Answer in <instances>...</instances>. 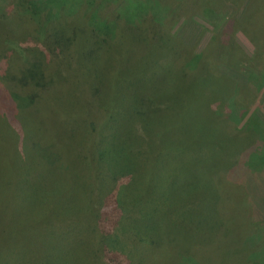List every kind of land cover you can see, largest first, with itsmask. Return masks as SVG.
<instances>
[{
  "label": "rangeland",
  "instance_id": "1",
  "mask_svg": "<svg viewBox=\"0 0 264 264\" xmlns=\"http://www.w3.org/2000/svg\"><path fill=\"white\" fill-rule=\"evenodd\" d=\"M245 1L206 18L202 0H69L43 37L7 0L16 20H0V264H264V6L249 29L228 24ZM165 7L157 24L174 44L144 30ZM93 15L117 27L104 28L106 44L81 23ZM57 35L78 44L57 51ZM221 46L234 53L222 58L235 78L221 77L239 103L228 126L218 115L228 92L205 83L204 57L188 61L208 54L219 67ZM46 50L52 86L31 102L12 78L34 54L48 62ZM252 115L262 126L243 127ZM91 121L103 122L98 136ZM172 170L183 175L173 187Z\"/></svg>",
  "mask_w": 264,
  "mask_h": 264
},
{
  "label": "trees",
  "instance_id": "2",
  "mask_svg": "<svg viewBox=\"0 0 264 264\" xmlns=\"http://www.w3.org/2000/svg\"><path fill=\"white\" fill-rule=\"evenodd\" d=\"M12 1H13L12 2L13 3V5H12L13 8H12V10L10 12H12L13 10L17 11L19 9V12H18V15H17V16H19L18 17V21L22 20L21 19L22 16L23 17H27V16H29L28 14H31L32 15L31 16L32 20L34 22H37L38 26H40L39 29H37V30L40 32L41 36L43 35V37H45L46 27L48 25H50L51 23L58 22L57 18H59L58 17V15H59L58 10H59V8H61L60 5H62V6L65 5L66 2L69 1V0H57V1L56 0H12ZM226 1L227 0H202L201 3H204V6H205L203 8L201 7L202 9L205 8L204 9V16L206 18H209L208 16H211V14L214 13L215 16L219 17L220 13H222V12L217 11V9L221 8V10L223 11V9H222L223 6L222 5L225 4ZM6 3H7V0H0V20H4V21L16 20V18H14L15 17L14 13H12V15L10 17V14L5 12V10H6L5 7L7 6V5H5ZM240 3H242V2H240ZM243 5H244V7L242 8L243 17L239 19L237 16L236 17L232 16V20L233 19L234 20L232 22H230L231 20L228 19V24L231 25V26L235 25L237 27V26L241 25L242 23H245V24L250 23L248 25V29H249V27L251 25V22L257 16V13L260 14V12L263 10L264 0H246L245 2H243ZM216 6L218 8H216ZM167 8L168 7H165L164 10H163V17L162 16L159 17L158 15H156V17L155 16L152 17L151 18L152 20L150 21V24L148 26H146L144 28V30L147 31L151 27H153L154 32L156 30L158 33H160L161 35L165 36L168 39V41H170L172 44H174L173 43V38L166 31V29L164 28V25H162V27H160L157 24V21L159 19L164 20V14H166V12L168 10ZM145 14L146 13H144L142 16H144ZM226 18H227V16H226ZM147 21H145V22H147ZM81 23L85 26V29L86 28L91 29V31H90L91 35L94 36V37H99V40H101L102 44H106V43L109 42L108 35L104 32V28L105 27H112L114 29L117 28L116 26H111L110 25L111 22L109 24H107L105 22L104 23L101 22L99 19L94 17V15L91 16V19H88L86 22H81ZM224 25H222V26H224ZM222 26H221V28H222ZM36 28L37 27H35V29L33 31H36ZM33 33L34 32H32V33L28 32L27 33L28 34L27 35L28 39L33 36ZM76 36H77V34H76ZM60 38H62V35H57L56 39L54 40V43L60 46V47L56 48L57 51H59V49H61L62 47H65L67 49L72 50L78 44V41L76 42V38H74V37L72 39L70 38L71 39L70 41H69V39H67L69 37H66V36L64 37L65 39L64 38L60 39ZM60 42L63 44L62 46L60 45ZM8 43L9 42L4 40L3 41V46L4 45L7 46ZM45 43L47 44L48 41H46ZM221 47H223V46H221ZM256 48H257L256 53L257 54L262 53L261 56L263 55V57H264V41H261L259 44H257ZM215 51H217V50H215ZM6 52H9V51H6ZM45 53H46L45 61H48V62H43L40 59L38 60L35 56H39V55L38 54H34V60L33 61H31V60H27L26 61V63H25V65H27L26 69L24 71H22V70L19 71V73L16 72V74H14L13 78H12L13 81H16L17 80V76L19 75V77H18L19 78L18 79L19 80V83H18L19 85L18 86L24 88V90L21 89V92H24L27 97L31 98V102H38V103L44 102V99H45L44 96H45L46 93H48L49 88L51 89V86H52V85H50L51 83H49L48 80L46 79L47 71L49 70V65H50V60H47V59H49L51 51L50 50H46ZM218 55L221 56V60H222L220 62L218 57H217V60L220 63L219 67L215 66V65H211V63H210V61L208 59V58H210L208 56V54H204V56L200 55L198 57H196V56L195 57H191L190 56L188 61L189 60H194L195 61L194 63L198 62L200 64L202 62L199 61V60H201V57H204L205 61L202 63V66H203V69L205 68L204 71L206 70L207 72L206 71L205 72L208 75H210L209 76V80L207 82H205V83L211 88L217 81H219L222 84V86H223L224 90L226 91V93L228 92V96H229L228 97V102L226 101V102H222L221 104H218L219 105L218 115L221 118L226 120V124L228 126V124L231 123V122L229 121V115L226 116L225 113L228 111V107H229L231 109V115L234 118H236L235 116H237V118H238L239 112H238L237 109H235V106L239 107V105H238L239 103L237 102L235 104V102H236L235 101V97L236 96H235V93H233L234 92V90H233L234 87L233 88L230 87V85L227 84L225 82V79L222 78L221 76H226V77H232L233 76V78H235V76L232 74V72L223 69V68L227 67L226 65H229V62L227 60L225 61L223 58L227 59V58L233 56L234 53L229 51L225 47H223L222 50L219 51ZM0 58H2V57H0ZM6 58H7L8 61L11 59L8 56H6ZM1 60H3V58ZM17 60L20 61V59H17ZM17 60L14 59L13 60V64H18ZM222 62H224L226 64L221 65ZM205 64H207V65H205ZM35 67L37 69L38 68H40V69L42 68L43 69L42 73L38 74L36 71L33 72ZM190 67H193V66H190ZM229 69H231V68H229ZM242 70H245V69H242ZM187 71H189V69ZM231 71H233V70L231 69ZM242 110L240 112L241 114H242ZM231 115H230V117H231ZM241 120H242V118H241ZM253 121H255V125L258 124V125L262 126L257 121V119L255 117H253V115H252V117H250L247 120V122L243 124V127L249 126L251 124V122H253ZM102 124H103V122L91 121L90 125H87L86 130L90 134H92V135L96 134L98 136L99 135L98 127L100 125H102ZM131 130H132V128H131ZM131 138L132 137L130 135V137L128 138V140L130 142V149L132 148V146H131ZM101 142L102 141H100L99 144L95 143L91 147H93V148L96 147V146L100 147V146H102ZM87 153H89V152H87ZM80 155L82 156V158H79L80 160H90V162L93 165L97 164V163L92 161V159L90 158V155L87 156L86 154H84L82 152L80 153ZM102 156H103V153H102V155L96 156L94 161H98V162L102 163V161H103ZM43 159L45 160V157ZM164 160H166V159H164ZM173 167H175V166H173ZM223 170H225V169H220V173ZM227 170H229V169H227ZM220 173H218L219 176H220ZM170 175H171V177L168 180H169V182H170L172 187H173V185H179V183H181L183 175H182V173L179 170H172L170 172ZM219 176H218V179H219Z\"/></svg>",
  "mask_w": 264,
  "mask_h": 264
}]
</instances>
